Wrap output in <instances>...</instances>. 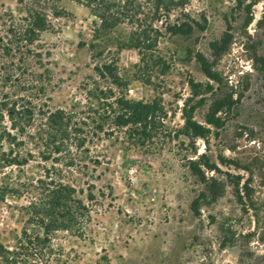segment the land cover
Masks as SVG:
<instances>
[{"label":"trees","instance_id":"16d2710c","mask_svg":"<svg viewBox=\"0 0 264 264\" xmlns=\"http://www.w3.org/2000/svg\"><path fill=\"white\" fill-rule=\"evenodd\" d=\"M58 1L17 0L18 7L2 17L0 201L16 196L27 202L20 206L24 220L19 233L12 242L0 240V264H51L59 231L82 236L95 207L107 198L111 205L112 182L99 184L109 169L104 159L112 154L102 150L105 139L110 151L118 145L124 151L154 153L178 140L180 157L203 185L191 202L195 214L223 195L228 184L243 203L246 185L239 186L240 176L228 183L215 175L220 168L206 151L210 135L219 134L242 92L223 81L203 52L188 48V56L200 64L207 80H189L192 95L179 108L183 125L170 128L172 112L163 99L131 98L129 82L117 63L126 46L139 52L144 79L149 81L154 71L165 75L171 62L160 49L161 39L166 34L189 37L200 27L186 10L191 0H76L95 17L91 38L82 41L90 52L91 72L82 80V103L52 108L54 69L41 36L65 13ZM118 28L126 37L114 48L108 35ZM231 41V33L225 31L209 43L212 54L222 55ZM202 105H207L203 121L195 117ZM198 138L205 143L202 153Z\"/></svg>","mask_w":264,"mask_h":264},{"label":"rangeland","instance_id":"374dc122","mask_svg":"<svg viewBox=\"0 0 264 264\" xmlns=\"http://www.w3.org/2000/svg\"><path fill=\"white\" fill-rule=\"evenodd\" d=\"M58 5L65 13L54 19V29L44 32L41 42L54 69L49 104L69 108L82 103V80L91 72L90 52L82 41L91 38L95 17L76 0ZM17 7V0H0V28L4 13ZM186 10L200 27L189 37L166 34L161 39L160 49L171 62L165 75L154 71L149 81L144 79L134 48L122 47L117 63L131 98L163 99L172 112L170 128L183 125L179 108L192 95L189 80H207L188 48L203 52L223 81L242 92L219 134L210 135L206 151L220 168L215 175L228 183L240 176L239 186L246 185L243 203L228 184L223 195L195 214L191 202L203 185L180 157L178 140L154 153L118 145L110 151L105 139L102 150L112 154L104 159L109 169L99 184L112 182V203L107 198L95 207L86 234L59 231L51 264H264V0H191ZM225 31L232 41L215 57L209 43ZM125 37L121 28L108 35L114 48ZM206 110L207 105L200 106L195 117L203 121ZM196 146L202 153L203 139ZM26 202L16 196L0 201L1 241L12 242L19 233L20 206Z\"/></svg>","mask_w":264,"mask_h":264}]
</instances>
